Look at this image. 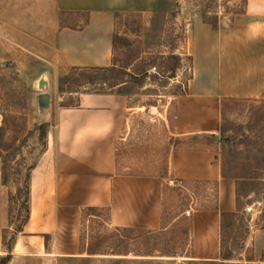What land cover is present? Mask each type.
<instances>
[{"label": "rangeland", "instance_id": "rangeland-1", "mask_svg": "<svg viewBox=\"0 0 264 264\" xmlns=\"http://www.w3.org/2000/svg\"><path fill=\"white\" fill-rule=\"evenodd\" d=\"M164 1L157 11L159 0H0V257L6 254L2 238L10 240L24 215L22 177L42 154L35 127L47 122L49 130L56 108L75 106L80 92H110L100 81L79 76L64 84L66 91L58 90V77L70 66L54 34L60 24L83 26L92 6L114 12L115 65L132 63L127 71L144 74L127 98L128 134L118 143L120 164L129 172L162 170L170 148L188 143L173 136V126L176 99L193 78H205L208 52L194 21L204 17L216 24L209 25L215 29L214 64L224 90L220 123L214 135L197 142L216 152L221 173L234 182L238 195L236 212L221 219L219 255L201 257L204 251L195 243L202 239L193 231V214L216 207L217 185L190 187L169 179L160 228L117 227L106 207L83 208L61 223L55 245L50 235L42 237L41 253L29 252L41 237L18 233L7 264H264L254 259L251 241L257 218L264 219V28L247 27L245 0ZM81 4L85 9H69ZM42 94L48 96L43 110ZM13 151L3 183L2 159ZM39 202L35 195L31 209L39 211Z\"/></svg>", "mask_w": 264, "mask_h": 264}, {"label": "crops", "instance_id": "crops-1", "mask_svg": "<svg viewBox=\"0 0 264 264\" xmlns=\"http://www.w3.org/2000/svg\"><path fill=\"white\" fill-rule=\"evenodd\" d=\"M69 9L85 8L81 4ZM88 10L83 26L57 27L54 44L70 67L110 66L114 12L97 6ZM242 15L250 19V30L264 28V0H245ZM194 27L202 33L208 54L204 58L205 78H193L188 90L176 99L173 136L188 140L186 146L171 147L162 170L129 172L121 166L118 152V143L125 141L128 134L127 95L80 92L75 106L57 107L47 133L46 149L30 173L31 202L36 195L41 208L34 211L30 205L29 220L20 234L41 239L35 247L29 246V252L45 251L44 235H50L55 245L61 223L72 220L71 216L89 206L106 207L110 222L117 227L160 228L164 185L171 179L169 182L190 187L217 185L216 207L193 214V231L202 239L195 243L196 248L204 251L200 254L197 250L201 257L216 259L219 255L222 213L236 212V186L222 176L212 147H200L197 142V138L214 135L218 130L219 102L224 90L219 67L214 64L215 29L200 18L194 21ZM194 65L196 68V57ZM259 213L260 208L256 214ZM257 221L260 223L251 235L253 256L264 263V219Z\"/></svg>", "mask_w": 264, "mask_h": 264}, {"label": "trees", "instance_id": "trees-1", "mask_svg": "<svg viewBox=\"0 0 264 264\" xmlns=\"http://www.w3.org/2000/svg\"><path fill=\"white\" fill-rule=\"evenodd\" d=\"M165 4L164 0H159L158 4V9H161V7ZM87 21V20H86ZM203 22L210 24L213 28L216 27L215 23H212L211 21L207 20L206 18L203 17ZM85 24V23H84ZM61 26H67L68 25H63L60 24ZM81 27V26H80ZM112 45L114 48V39H112ZM113 51V50H112ZM132 65V63H128L126 66H121L117 67L115 63L113 62L112 59V64L110 66H104V67H81V66H71L67 71L62 72L59 77H58V90L60 92L66 91L64 88V84L69 82L71 78H74V76H79L80 78L82 77L83 79L87 80L86 82H94V81H100L103 85L108 86V90L110 92H115L118 94H123V95H132L136 93V86L140 82V77L143 78V73H134L131 71H127L129 66ZM94 71V75H85L86 71ZM78 81L76 79H72L71 82ZM70 91V90H69ZM97 93H102V92H97ZM65 106V105H61ZM48 128L49 124L47 122L41 123L35 127V130L38 131L39 134V139L42 144V152L45 151L46 149V137L48 133ZM8 150V149H7ZM12 151V150H10ZM1 152V151H0ZM14 151L11 152L8 156H4L2 159V182H6V168H7V160L8 158L12 155H14ZM1 155V153H0ZM36 164V161L31 163L28 167L26 172L24 173L22 177V210L24 211V215L22 216V219L19 223V225L14 229V232L12 233V236L10 237V240L6 243L5 242V237H3V243L6 248V254L0 257V264H7L11 258H12V248L13 245L15 244L16 236L18 233H20L23 230L24 225L28 222L29 217H30V205H31V184H30V173L31 170L34 168ZM222 176L226 177L223 174L222 171ZM237 194H236V201H237ZM97 207H85L87 210H95ZM226 214H232V213H222V217ZM48 236V235H44ZM88 253H92L91 247H88L86 249Z\"/></svg>", "mask_w": 264, "mask_h": 264}, {"label": "water", "instance_id": "water-1", "mask_svg": "<svg viewBox=\"0 0 264 264\" xmlns=\"http://www.w3.org/2000/svg\"><path fill=\"white\" fill-rule=\"evenodd\" d=\"M40 108L43 110L48 107V96L47 94H42L39 96Z\"/></svg>", "mask_w": 264, "mask_h": 264}, {"label": "built area", "instance_id": "built-area-1", "mask_svg": "<svg viewBox=\"0 0 264 264\" xmlns=\"http://www.w3.org/2000/svg\"><path fill=\"white\" fill-rule=\"evenodd\" d=\"M245 210H246L247 212H251L252 207H251V206H247V207L245 208Z\"/></svg>", "mask_w": 264, "mask_h": 264}]
</instances>
